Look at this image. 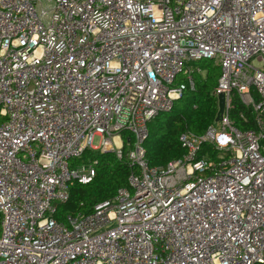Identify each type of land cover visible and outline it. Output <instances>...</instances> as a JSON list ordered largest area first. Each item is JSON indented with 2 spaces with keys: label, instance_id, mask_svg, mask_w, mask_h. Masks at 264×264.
<instances>
[{
  "label": "built area",
  "instance_id": "built-area-1",
  "mask_svg": "<svg viewBox=\"0 0 264 264\" xmlns=\"http://www.w3.org/2000/svg\"><path fill=\"white\" fill-rule=\"evenodd\" d=\"M204 60L221 119L148 166L149 124ZM84 152L124 157L127 187L58 223ZM0 264H264V0H0Z\"/></svg>",
  "mask_w": 264,
  "mask_h": 264
},
{
  "label": "trees",
  "instance_id": "trees-1",
  "mask_svg": "<svg viewBox=\"0 0 264 264\" xmlns=\"http://www.w3.org/2000/svg\"><path fill=\"white\" fill-rule=\"evenodd\" d=\"M195 66L204 73V77L195 72L192 76L193 90L186 89L169 113L157 116L149 124L144 150L145 161L150 167H163L181 158L184 152L178 142L180 135L189 132L200 136L215 119L217 101L212 91L220 76V69L210 60L200 61ZM182 82H185L182 77L176 79V84ZM231 106L230 119L237 129L246 131L255 128L250 109L244 107L237 95H233ZM240 114L244 119L240 118ZM121 137L126 152L132 143V136L123 133ZM203 150L208 151V148ZM209 156L215 158L213 152ZM93 160H96V164L91 181L86 184L73 182L69 187L68 200L57 205L54 218L58 223H63L68 215L91 212L97 204L113 199L118 189L127 187L128 162L124 157L117 159L114 153L84 152L80 159L70 161V165Z\"/></svg>",
  "mask_w": 264,
  "mask_h": 264
},
{
  "label": "water",
  "instance_id": "water-1",
  "mask_svg": "<svg viewBox=\"0 0 264 264\" xmlns=\"http://www.w3.org/2000/svg\"><path fill=\"white\" fill-rule=\"evenodd\" d=\"M216 101H217V113H216V116L214 119L215 123L219 122V120L221 119V116L224 112V106H225L224 96L222 94L218 95L216 98Z\"/></svg>",
  "mask_w": 264,
  "mask_h": 264
},
{
  "label": "rangeland",
  "instance_id": "rangeland-1",
  "mask_svg": "<svg viewBox=\"0 0 264 264\" xmlns=\"http://www.w3.org/2000/svg\"><path fill=\"white\" fill-rule=\"evenodd\" d=\"M257 65H258L257 63L253 64V66H257ZM201 75H202V77H204V73L203 72H201ZM100 144H101L100 138L99 137H94L93 138V142H92V146L95 147V148H99Z\"/></svg>",
  "mask_w": 264,
  "mask_h": 264
},
{
  "label": "bare ground",
  "instance_id": "bare-ground-1",
  "mask_svg": "<svg viewBox=\"0 0 264 264\" xmlns=\"http://www.w3.org/2000/svg\"><path fill=\"white\" fill-rule=\"evenodd\" d=\"M114 141L116 142V144H119L117 139H115ZM107 148H109V146H106V149Z\"/></svg>",
  "mask_w": 264,
  "mask_h": 264
}]
</instances>
